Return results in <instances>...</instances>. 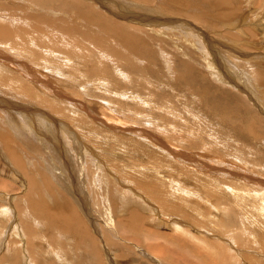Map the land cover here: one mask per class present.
<instances>
[{
    "label": "rangeland",
    "instance_id": "obj_1",
    "mask_svg": "<svg viewBox=\"0 0 264 264\" xmlns=\"http://www.w3.org/2000/svg\"><path fill=\"white\" fill-rule=\"evenodd\" d=\"M0 264H264V0H0Z\"/></svg>",
    "mask_w": 264,
    "mask_h": 264
},
{
    "label": "bare ground",
    "instance_id": "obj_2",
    "mask_svg": "<svg viewBox=\"0 0 264 264\" xmlns=\"http://www.w3.org/2000/svg\"><path fill=\"white\" fill-rule=\"evenodd\" d=\"M181 1V0H180ZM185 1H187V0H184V2ZM210 3H213V2H210ZM80 4V3H79ZM214 5H218V4H220V3H218V2H216V3H213ZM73 6H74V4H72ZM75 8H76V6H74ZM218 8H219V6H217ZM81 8V7H80ZM90 10V9H89ZM80 11V10H79ZM83 11V10H82ZM219 11H221V9H219ZM86 12V11H85ZM221 13V12H220ZM220 13H217V15L218 14H220ZM86 14V13H85ZM221 14H223V15H225V17L228 19L230 16H231V13H227V12H222ZM69 15V14H68ZM216 15V16H217ZM35 17V16H34ZM89 17H91L90 18V20L88 21V24H90V26L91 25H93L92 27H94V26H96V27H98V29H101V30H105V29H107L106 28V19H104V18H100V17H96V16H88V18ZM218 17V16H217ZM98 18L100 19V21H98ZM42 19V18H41ZM81 20V19H80ZM91 20H93L92 22H91ZM85 21V20H84ZM45 22V21H44ZM95 22H98L97 24L95 23ZM110 24V23H109ZM113 24V23H112ZM107 27H108V25H107ZM109 28V27H108ZM11 29V28H10ZM13 30V29H12ZM12 30H10V31H12ZM5 31H6V29H5ZM7 31H8V29H7ZM107 31V30H106ZM109 31V30H108ZM49 32V31H48ZM69 32V31H68ZM98 32H99V30H98ZM8 33V32H7ZM12 33V32H11ZM44 34V33H43ZM109 34H110V32H109ZM122 34V33H121ZM121 34H119V35H117V37H115V38H113L114 40L115 39H117V38H119V39H121L120 38V36H121ZM9 35V34H8ZM105 35H106V33H105ZM56 36V35H55ZM125 36V35H124ZM124 36H122V38H124ZM129 36H131V35H127V37H129ZM5 37V36H4ZM50 37V36H49ZM50 38H53L54 39V37L52 36V37H50ZM108 38V37H107ZM11 39V38H10ZM34 39V38H33ZM38 39V38H37ZM125 39H127V38H125ZM129 39H130V37H129ZM36 40V39H35ZM56 40V39H55ZM123 40V39H122ZM39 41H41V40H39ZM38 41V42H39ZM118 41V40H117ZM124 41H126V40H124ZM128 41V40H127ZM126 41V45L125 46H129L128 44V42ZM27 42V41H26ZM53 42H55V41H53ZM119 42H120V40H119ZM123 42V41H122ZM135 42V41H134ZM37 43V42H36ZM39 43H41V42H39ZM47 43V42H46ZM57 42H55V44H56ZM43 44H44V42H43ZM51 44V43H50ZM55 44H53V45H55ZM94 44V43H93ZM95 44H96V42H95ZM123 44V43H122ZM136 44V43H135ZM147 44V43H146ZM47 45H49V44H47ZM124 45V44H123ZM131 45V44H130ZM41 46H43V45H41ZM57 46V45H56ZM95 46V45H94ZM130 48L132 47V46H129ZM128 47V48H129ZM129 50V49H128ZM128 65V64H127ZM16 68V67H15ZM116 68V67H115ZM209 69L210 70H212L211 72H213V70L215 69H213V67H212V65L211 64H209ZM118 70H120L119 68H118ZM121 71V70H120ZM217 71V70H216ZM215 70H214V73H216V75H214V79H216V80H221V78L218 76V74H217V72H216ZM122 72V71H121ZM219 72V71H218ZM129 72H127V74H128ZM213 73V74H214ZM212 74V75H213ZM221 75V74H220ZM218 77V78H217ZM225 81V80H224ZM241 82V81H240ZM242 83V82H241ZM244 83V82H243ZM245 84V83H244ZM256 121V120H255ZM8 139V138H7ZM34 190V189H33ZM59 197V196H58ZM63 201V200H62ZM64 203H65V201H63ZM41 203V202H40ZM67 203V202H66ZM47 205V204H46ZM64 204L62 203V206H63ZM67 207H70V209H71V206H69V203H67ZM66 206V205H65ZM63 208H65V207H63ZM46 209V208H45ZM44 209V210H45ZM69 208H67V210H70ZM38 210V209H37ZM60 210H62V208L60 209ZM65 210H66V208H65ZM57 212V211H56ZM66 212V211H65ZM43 214V213H42ZM45 214V213H44ZM66 214H68L67 212H66ZM54 216H55V214H54ZM42 218H44L46 221H44V219H43V221H44V224L45 223H47L49 226L51 225V227L52 228H50V227H48V228H50V229H54V227L56 226H58V224H57V222L54 220V219H52L51 218V216H50V214L49 213H47V214H45ZM49 218H50V220H52V222L51 221H49ZM56 218H57V215H56ZM66 222V221H65ZM70 223H71V221H70ZM66 225V224H65ZM69 225H71V224H69ZM59 227V229H64V227H62V225H59L58 226ZM56 229V228H55ZM54 229V230H55ZM58 230V229H57ZM51 231V230H50ZM59 231H61V230H59ZM63 232H65V233H67L66 231H64L63 230ZM70 236V235H69ZM72 236V235H71ZM85 238V237H84ZM86 238H88V237H86Z\"/></svg>",
    "mask_w": 264,
    "mask_h": 264
}]
</instances>
